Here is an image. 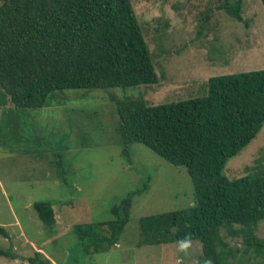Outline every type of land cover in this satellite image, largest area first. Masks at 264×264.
Wrapping results in <instances>:
<instances>
[{
    "label": "rangeland",
    "instance_id": "1",
    "mask_svg": "<svg viewBox=\"0 0 264 264\" xmlns=\"http://www.w3.org/2000/svg\"><path fill=\"white\" fill-rule=\"evenodd\" d=\"M241 1L243 21L219 9V0H133L162 74L155 84L61 89L49 105L25 110L16 109L0 88L6 98L1 106L10 113L0 108V226L8 233L0 234V248L22 257L0 256V264H30L25 258L35 251L58 264H197L198 241L191 240L185 252L181 241L151 243L153 236L143 234L142 217L194 203L192 181L184 166L141 143L123 152L116 102L129 96L152 104L202 97L210 76L264 69L263 4ZM223 173L230 179L264 175V123ZM138 190L118 246L82 252L74 225L112 220L111 207ZM36 201L51 204L52 225L40 220ZM256 234L264 240V219ZM226 240L242 249L240 238ZM255 252H240L241 262L234 264H264V255Z\"/></svg>",
    "mask_w": 264,
    "mask_h": 264
},
{
    "label": "trees",
    "instance_id": "2",
    "mask_svg": "<svg viewBox=\"0 0 264 264\" xmlns=\"http://www.w3.org/2000/svg\"><path fill=\"white\" fill-rule=\"evenodd\" d=\"M133 0H1L0 88L18 109L49 105L54 91L155 84L159 77L132 6ZM219 9L243 21L241 0H219ZM264 7V0H261ZM3 94L0 92V97ZM3 95V96H4ZM1 99L5 101V98ZM123 152L141 143L191 178L194 203L140 219L151 243L200 244L197 264L240 263L238 254L254 248L264 219V175L230 179L223 171L255 138L264 123V69L210 76L207 94L152 104L143 96L116 102ZM111 207L113 219L78 223L73 229L84 253L118 246L134 194ZM40 220L52 225L53 207L36 201ZM0 234L8 237L0 226ZM240 238L242 249L226 240ZM0 256L17 254L0 248ZM25 260L55 264L40 251Z\"/></svg>",
    "mask_w": 264,
    "mask_h": 264
},
{
    "label": "crops",
    "instance_id": "3",
    "mask_svg": "<svg viewBox=\"0 0 264 264\" xmlns=\"http://www.w3.org/2000/svg\"><path fill=\"white\" fill-rule=\"evenodd\" d=\"M1 97H2V96H1ZM1 97H0V100H2ZM5 99H6V98H5ZM5 101H6V100H5ZM5 101H4V102H5ZM9 102H10V101H9ZM10 103H11V102H10ZM1 105H3V104L0 102V108H2ZM13 106H14V105H13ZM4 107H6V108H4ZM14 107H15V106H14ZM15 108H16V107H15ZM2 109H8V112H7V113L10 115L8 106H5V105H4ZM16 109H18V108H16ZM19 110H25V109H19ZM5 111H6V110H5ZM5 111H4V112H5ZM15 111H16V110H15ZM10 112L13 113L12 111H10ZM1 114H2V113H1ZM27 116H28V115H27ZM0 128H1V126H0ZM37 250H39V249H37ZM45 255H48V254L45 253ZM16 258H17V259H18V258H21V259H22V257L19 256V255H17ZM49 259H50L53 263L58 264V263L55 261V259H54L53 257H49ZM21 262H23V263H27L26 261H23V260H21ZM105 264H107V263H105ZM109 264H110V263H109ZM112 264H115V263H112Z\"/></svg>",
    "mask_w": 264,
    "mask_h": 264
},
{
    "label": "clouds",
    "instance_id": "4",
    "mask_svg": "<svg viewBox=\"0 0 264 264\" xmlns=\"http://www.w3.org/2000/svg\"><path fill=\"white\" fill-rule=\"evenodd\" d=\"M191 246V240L187 236L180 242V251H187V249ZM210 264V262H209Z\"/></svg>",
    "mask_w": 264,
    "mask_h": 264
}]
</instances>
